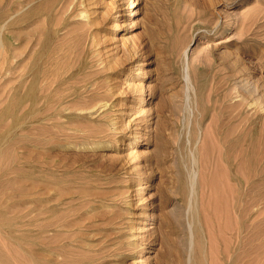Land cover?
<instances>
[{
	"label": "rangeland",
	"instance_id": "obj_1",
	"mask_svg": "<svg viewBox=\"0 0 264 264\" xmlns=\"http://www.w3.org/2000/svg\"><path fill=\"white\" fill-rule=\"evenodd\" d=\"M25 1L12 3L24 21L2 32L0 47V264H136L127 224L146 206L140 264H264V0H65V11L55 7L61 0ZM94 69L100 84L88 93L108 102L95 122L105 129L116 118L123 129L84 140L69 107L42 96L82 100ZM139 80L147 101L130 108ZM33 99L36 112L46 105L58 119L17 128ZM121 132L129 137L117 145ZM133 141L138 172L122 159ZM77 246L107 249L85 259Z\"/></svg>",
	"mask_w": 264,
	"mask_h": 264
},
{
	"label": "bare ground",
	"instance_id": "obj_2",
	"mask_svg": "<svg viewBox=\"0 0 264 264\" xmlns=\"http://www.w3.org/2000/svg\"><path fill=\"white\" fill-rule=\"evenodd\" d=\"M27 1V3H26V5H28V4H30V2L31 1H36V0H26ZM25 1V2H26ZM59 1V0H58ZM71 1V0H70ZM126 1V0H125ZM130 0H128V2H129ZM14 2V0H7V1H5V5L3 6H1V9H0V11H2V13H0V47L3 45V41H2V32H4L5 30L6 31H12L13 30V25H17V23L16 22H18L19 20H23L24 21V17H23V15L22 16H19V17H17V18H15L16 17V14L19 12V11H21V7H19V5L17 6L16 5V7H12V3ZM69 1H65V0H61V1H59L56 5H55V7H56V9L57 10H66V6L69 4L68 3ZM79 3H81L80 2V0L78 1ZM32 3V2H31ZM130 3V2H129ZM18 4H20V3H18ZM50 5H52V4H49L48 6H50ZM70 5V4H69ZM68 5V6H69ZM67 6V7H68ZM27 7V6H26ZM52 7V9H53V5L51 6ZM125 7L128 9V8H130L131 6L130 5H125ZM17 8V9H16ZM69 8V7H68ZM4 9V10H3ZM64 10V11H65ZM69 10V9H68ZM78 10V9H77ZM70 11H71V9H70ZM69 11V12H70ZM84 11V10H83ZM61 12V11H60ZM78 12H80V10L78 11ZM36 13V12H35ZM64 13H66V12H64ZM75 13V12H74ZM128 14H126V15H129L130 14V12L128 11L127 12ZM133 13H135V11L134 12H132V14ZM52 14V13H51ZM68 14V13H67ZM77 13H75V15H76ZM79 15V14H78ZM88 15V14H87ZM86 14H83V16H87ZM60 16V15H59ZM59 16H58V18H59ZM74 16V15H73ZM61 17V16H60ZM77 17H82V15L80 16H77ZM31 18H32V15H30L29 17H28V19L29 20H31ZM47 18H49V20L51 19L50 18V16H48ZM73 18V17H72ZM75 18H76V16H75ZM89 18V17H88ZM83 19V18H82ZM81 20V19H80ZM85 20V19H84ZM58 21V20H57ZM61 21V20H60ZM89 21H90V19H88L87 20V23L86 24H88V25H90V23H92L91 21H90V23H89ZM73 22H75V21H73ZM81 22V21H80ZM54 23V22H53ZM76 23V22H75ZM81 25H84L85 26V23L84 24H81ZM103 25V24H102ZM106 25V24H105ZM67 26V25H66ZM62 28H63V26L62 27H59L58 29H57V32L58 31H60V30H62ZM84 28V27H83ZM107 29V27H105L104 25L102 26V27H100V31H98V33H97V35L99 34H102L101 36H103V35H105V30ZM63 31V30H62ZM70 32V31H69ZM95 32V31H94ZM90 32H88V34H89ZM92 33V32H91ZM88 34H87V36H88ZM49 33L47 32V39H46V41L48 40L49 41ZM96 35V34H95ZM93 37V36H92ZM104 37V36H103ZM107 36H105L104 37V40L103 41H105ZM109 37V36H108ZM101 38V37H100ZM98 39H99V37H98ZM97 38H96V41L98 40ZM103 39V38H102ZM111 39H112V37H111ZM96 41H95V43H96ZM100 41H101V39H100ZM35 42V41H34ZM90 42H91V40H90ZM98 43V42H97ZM96 43V44H97ZM47 45V44H46ZM46 45H42L43 47L44 46H46ZM91 45V44H90ZM92 46V45H91ZM92 47H94V46H92ZM95 48V47H94ZM50 49V48H49ZM146 51V50H145ZM19 52V51H18ZM17 52V53H18ZM144 52V51H143ZM147 52V51H146ZM16 53V54H17ZM18 55V57H19V55L20 54H17ZM22 55V54H21ZM100 55V54H99ZM146 55V54H145ZM28 57V56H27ZM93 57H95V56H93ZM96 57H97V54H96ZM127 57H129V56H127ZM131 57V56H130ZM20 58H22V59H26V56H22V57H20ZM90 58V57H89ZM101 58V57H100ZM41 59H43V54H42V52L40 53H38V54H36V56H35V58H34V60H37V61H40ZM92 59V58H91ZM98 59V58H97ZM129 59V58H128ZM131 59H132V57H131ZM135 59V58H134ZM78 60V59H77ZM103 60V59H102ZM104 61V60H103ZM132 61V60H131ZM148 61V60H147ZM107 62V61H106ZM96 63H99V62H96ZM111 63V62H110ZM147 63H149V62H147ZM105 64V63H104ZM107 64V63H106ZM146 64V63H145ZM101 66H102V64H100ZM99 65V66H100ZM108 65H109V62H108ZM141 65V66H140ZM98 66V67H99ZM111 66V65H110ZM138 66H140L139 68H137L136 70H134V72H133V78H138V77H140L139 75H142V73H143V69H144V63H141V64H139ZM84 67H87V66H84ZM104 67V66H103ZM95 68V67H94ZM108 68V67H107ZM116 68V67H115ZM10 69L11 68H6V71H10ZM91 69V68H90ZM99 69V68H98ZM93 70V71H89V72H86V74H85V76L84 77H86V80L84 81V83H82V87H83V99L82 100H80V101H78L77 99L76 100H73L71 103H69V106H63L62 104H63V101H60V100H57L56 101V99L54 100V99H52L51 100V97H49V98H46V97H44V95L42 96V98H44V100L45 99H47V100H49L50 102L49 103H46V105H48V104H51L52 106H53V108L54 107H58V108H63L64 107V109L65 108H67V107H69V114H70V116L71 117H73V118H76L77 117V119L78 120H76V121H73V123L72 122H70V124H73L74 125V127L72 128V130L75 132V133H77V134H81L82 135V137H84V140L86 139L85 137H87V138H89V136H97V134L98 133H104V132H106V130H107V128H109L110 130L111 129H114V130H121V129H123V126H120L121 125V122H117V120H116V118H113V119H111V117H110V120H109V124H107L108 125V127H106L105 129H100V128H98V123L97 122H95V120H96V118H103V117H105V114L106 113H108L107 112V103L105 102V101H103L101 98H99L98 97V95L99 94H96V95H90V93H88V92H90V89L92 88V87H98L99 86V80H98V74H99V70L101 69H99V70ZM104 69V68H103ZM112 69V68H111ZM79 70H81V69H79ZM132 70V69H131ZM145 71V70H144ZM64 72V71H63ZM68 72V71H67ZM67 72L65 73V74H67ZM4 73V72H3ZM10 74V73H9ZM35 76L36 77H38V74H40L39 73V70H37L35 73ZM75 74V73H74ZM79 75V74H78ZM87 75V76H86ZM5 76V75H4ZM72 76H74V75H72ZM89 76L90 77H92L91 79H89ZM54 77V76H53ZM103 77V76H102ZM131 78H132V76H131ZM132 78V79H133ZM101 79V78H100ZM103 80V79H102ZM143 80V79H142ZM6 81H9V79L7 80L6 79ZM79 81V80H78ZM109 82V81H108ZM69 83V82H68ZM105 83V82H104ZM132 83H134V82H132ZM53 84V83H52ZM101 84L103 85V83L101 82ZM138 84V87L139 88H137V85ZM36 83L34 82V85H30L29 86V97L27 98V99H30V94L32 93V92H34V90H35V87H36ZM45 85V84H44ZM74 85V84H73ZM76 85V84H75ZM85 85V86H84ZM101 85V86H102ZM134 85V86H133ZM133 85H131L130 84V86H132L131 88H134V89H136L137 91H138V93H137V95H136V93L134 94V95H136L135 97H136V101H134L133 103H134V105H131V106H129L130 108H134V107H138L139 105H141L142 103H145L147 100L145 99V97H144V91H143V89H144V83H142L140 80L136 83V85L135 84H133ZM43 86V85H42ZM58 86V85H57ZM56 86V87H57ZM127 86H128V84H127ZM146 86H149V84H147L146 83ZM41 87V86H40ZM75 87V86H74ZM73 87V88H74ZM103 87V86H102ZM105 87V86H104ZM129 87V86H128ZM43 88V87H42ZM47 88V87H46ZM71 88V87H70ZM147 88H149V87H147ZM61 89V88H60ZM95 89V88H94ZM97 89V88H96ZM95 89V90H96ZM130 89V88H129ZM133 89V90H134ZM8 90H9V88H8ZM11 90V89H10ZM9 90V91H10ZM41 90V89H40ZM47 90V89H46ZM66 90V89H65ZM92 90V89H91ZM94 90V91H95ZM100 90V89H99ZM99 90H97V91H99ZM8 91V92H9ZM52 91V90H51ZM50 91V92H51ZM7 92V93H8ZM151 92V91H150ZM152 93V92H151ZM9 94V93H8ZM100 94H102V93H100ZM63 96V95H62ZM53 97V96H52ZM7 98H9V97H7ZM32 98V97H31ZM37 98H39V97H37ZM75 99V98H74ZM14 100V99H13ZM35 100H37V99H33V100H30L31 101V103H30V107H28V109H27V116H26V118H24L23 120H22V122L20 123V124H18V125H16V127L17 128H20L21 126H24V125H28V126H32V125H34L35 123H39V122H41V121H45V120H57L58 118V114L56 113V112H54V111H52V112H50V113H48L47 111L50 109L48 106H46V105H42L41 106V108H44L43 109V111L42 112H39V109L41 110V108H38L37 109V112H36V108L34 107L35 106ZM66 100V99H65ZM34 103V104H33ZM66 103V102H65ZM67 103V104H68ZM12 102H8V103H6L5 104V111H7V112H11L12 111ZM25 105V104H24ZM23 105V106H24ZM39 105V104H38ZM65 105V104H64ZM25 107V106H24ZM46 107H48V108H46ZM52 108V107H51ZM23 109V108H22ZM21 110V109H20ZM130 110V109H129ZM50 111V110H49ZM109 111V110H108ZM65 112V111H64ZM38 113V114H37ZM123 115H129V112H127V110H124L123 112ZM108 115V114H107ZM139 115V114H138ZM109 116V115H108ZM108 116H106V118L108 117ZM137 116V115H136ZM140 116V115H139ZM136 118V117H135ZM17 119H19V118H17ZM59 119H60V117H59ZM62 119H63V117H62ZM108 119V118H107ZM106 119V120H107ZM122 119V118H121ZM140 119V118H139ZM138 119V120H139ZM144 120H145V118H144ZM143 120V121H144ZM147 120H148V118H147ZM47 121V122H48ZM125 121V120H124ZM127 121H128V119L125 121V123H127ZM68 122V121H67ZM74 122L76 123V124H74ZM100 122V121H99ZM136 122V119H135V121H133V123H135ZM139 122V121H138ZM124 123V124H125ZM131 123H132V121H131ZM144 123V122H143ZM146 123H148V122H146ZM65 124V123H64ZM68 124V123H67ZM67 124H65V125H67ZM57 125V124H56ZM60 125V124H59ZM69 125V124H68ZM73 125H70V126H73ZM100 125H104L103 123H101ZM123 125V124H122ZM64 126V125H63ZM127 126V125H126ZM136 126H138V125H136ZM16 128V129H17ZM70 128V127H69ZM138 128V127H137ZM130 129V128H129ZM134 129V128H133ZM71 130V129H70ZM21 131V130H20ZM19 131V132H20ZM18 132V131H17ZM22 132V131H21ZM129 132V131H128ZM24 133V132H23ZM73 133V132H72ZM74 133V134H75ZM119 133V132H118ZM122 133V132H121ZM70 134V133H69ZM123 134V133H122ZM128 134V133H127ZM127 134H123L122 135V137L116 142L117 143V145H119V144H122V143H125V139L127 138V137H129V134H128V136H127ZM19 135V134H18ZM76 135V134H75ZM75 135L73 136V139H74V137H75ZM99 135V134H98ZM72 136V135H71ZM100 136H102V135H100ZM76 138V137H75ZM10 139H13V137H11L10 136ZM72 139V140H73ZM77 139V138H76ZM70 140V139H69ZM72 140H70L71 142H72ZM80 140V139H79ZM88 140V139H87ZM73 142H75V140L73 141ZM76 142L77 143H79L77 140H76ZM81 142V141H80ZM87 143V141H84V143ZM98 142H100V140L98 139ZM98 142H95V145L96 144H98ZM102 142V141H101ZM77 143H74V144H76V145H78ZM115 143V144H116ZM127 143V142H126ZM92 144V143H91ZM83 145V144H82ZM99 145V144H98ZM128 146H127V148L126 149H124V151H123V153H122V159L123 160H125L126 162H127V164L129 163L130 165H132L133 167H131V168H133V170H135V172L138 170L139 171V169L140 170H142V161L141 160H137L136 159V145H137V143H136V141H133V142H131L130 144L128 143L127 144ZM79 146H81L80 144H79ZM90 146V145H89ZM92 147H93V145H91ZM97 146V145H96ZM82 147V146H81ZM83 148V147H82ZM95 148V147H94ZM8 150V149H7ZM30 154V153H29ZM14 157V156H13ZM77 158V157H76ZM78 159V158H77ZM76 159V160H77ZM80 161V160H79ZM74 162V161H73ZM125 162V163H126ZM126 165V164H125ZM74 166V165H73ZM144 166V165H143ZM19 168H21V167H19ZM18 168V170H21V169H19ZM74 168V167H73ZM129 168V167H128ZM144 168V167H143ZM79 169H81V168H79ZM73 170V169H72ZM80 171V170H79ZM137 171V172H138ZM72 172V171H71ZM83 173V172H82ZM74 174V173H73ZM133 174V173H132ZM81 175V174H80ZM130 175H131V173H130ZM139 175V174H138ZM78 178V177H77ZM81 178V177H80ZM84 180H82V182H83ZM138 181V180H137ZM78 182V181H77ZM77 184V183H76ZM80 184V183H79ZM137 184V183H136ZM82 186V185H81ZM149 185H148V182L147 181H145L141 186H140V188H139V191H138V193H140V194H143V193H145V190L147 189V187H148ZM71 187V186H70ZM69 187V188H70ZM78 187V186H77ZM77 187H76V189H75V191L77 190ZM73 188V187H72ZM92 188V187H91ZM71 190H73V189H71ZM79 190V189H78ZM82 190V189H81ZM85 190V189H84ZM89 190V189H88ZM91 190V189H90ZM74 191V190H73ZM92 192L94 191V189L93 190H91ZM95 191H96V189H95ZM81 192V191H80ZM94 193V192H93ZM72 195V192L71 193H69V195ZM70 195V196H71ZM76 195V194H75ZM96 195V194H95ZM76 196H78V194L76 195ZM81 196H82V194H81ZM97 196H98V192H97ZM96 196V197H97ZM141 196V195H140ZM80 197V196H79ZM83 197H85V196H83ZM89 197V196H88ZM91 197V196H90ZM71 198V197H70ZM70 198H69V201H70ZM76 198V200H79L80 198H78L77 199V197H75ZM75 198H74V200H75ZM144 198H146V197H144L143 196V199ZM142 199V198H141ZM73 200V198H71V201ZM73 200V201H74ZM84 200V199H83ZM82 202V201H81ZM84 202V201H83ZM82 202V203H83ZM90 202V201H89ZM92 202V201H91ZM90 202V203H91ZM140 202V201H139ZM142 202H144L143 200L140 202V203H142ZM70 203V202H69ZM139 203V204H140ZM81 205H84V204H81ZM80 205V206H81ZM88 205V204H87ZM78 206V205H77ZM85 206V205H84ZM139 206V205H138ZM74 207H76V206H74ZM86 207V206H85ZM81 208H83V206L81 207ZM138 208V207H137ZM149 209V207L148 206H146L143 210L144 211H142V213H136V212H133L132 211V213L131 214H129L130 216H136V217H134V219L133 220H131L132 222L130 223L129 222V220H128V224H127V230H128V232H127V236H126V243L131 247L130 248V252L128 253V256H129V258L132 260V263H136V264H140V263H142V261H143V257H144V255H145V253H146V248H145V245H144V241H143V239L145 238V236H146V234H145V228H144V226L142 225V224H145V219L147 218V210ZM84 210V209H83ZM89 210H91L90 208H89ZM71 211V210H70ZM74 211V210H73ZM84 212H86V211H84ZM84 212H82V213H84ZM88 212V211H87ZM86 212V213H87ZM70 213V212H69ZM74 213H75V211H74ZM81 214V213H80ZM79 214V215H80ZM88 214V213H87ZM86 214V215H87ZM82 215V214H81ZM85 215V216H86ZM73 216V215H72ZM83 216V215H82ZM88 216V215H87ZM93 216H94V214H93ZM113 216V215H112ZM138 216V217H137ZM70 217V216H69ZM101 217V216H100ZM119 217V216H118ZM79 218H81V217H79ZM95 218V217H94ZM94 218H91V219H94ZM97 218V217H96ZM99 218V217H98ZM108 218V217H107ZM82 219V218H81ZM80 219V220H81ZM84 219V218H83ZM86 219V218H85ZM110 219V216H109V218L108 219H105L104 218V220H109ZM74 221H75V219H73ZM77 220V219H76ZM79 220V219H78ZM77 220V224H80V223H83V222H80V223H78L79 221ZM89 221L91 222V220L89 219ZM106 221H105V224L107 225V223H106ZM72 223H75V222H73V221H71ZM84 222H85V220H84ZM88 222V221H87ZM104 222V221H103ZM75 223V224H76ZM100 223H101V221H100ZM99 223V224H100ZM127 223V222H126ZM69 224H70V222H69ZM75 224H73V225H75ZM76 224V225H77ZM95 225H98L97 223H94ZM93 224V225H94ZM75 225V226H76ZM81 225V224H80ZM83 226H84V223L82 224ZM82 225L80 226L82 229H84L83 227H82ZM87 225H89V223H87ZM91 225V224H90ZM102 225H104V224H102ZM112 225V224H111ZM110 225V226H111ZM114 225V224H113ZM249 225V224H248ZM251 225V224H250ZM74 226V227H75ZM105 226V225H104ZM70 227V226H69ZM74 227H72V228H74ZM78 227V226H77ZM79 227V228H80ZM95 227V226H94ZM26 228V227H25ZM85 228H87V227H85ZM78 230H81V229H78ZM87 230V229H86ZM122 230L124 231L125 229H123L122 228ZM126 230V231H127ZM83 230H81V232H82ZM93 231V230H92ZM20 232L21 231H19L18 232V234H16L17 236H20ZM71 232V231H70ZM84 232V231H83ZM82 232V233H83ZM72 233V232H71ZM73 233H74V231H73ZM77 233H78V231H77ZM84 233H86V232H84ZM54 234H55V232H54ZM74 234H76V233H74ZM74 234L72 235V236H74ZM79 234V233H78ZM51 235V234H50ZM80 235H81V233H80ZM126 235V234H125ZM27 236V235H26ZM79 236V235H78ZM82 236H83V234H82ZM69 237H71V235H69ZM123 237V236H122ZM73 238V237H72ZM79 238V237H78ZM104 238H106L105 236H104ZM45 239H46V237H45ZM80 239V238H79ZM78 239V240H79ZM100 239V238H99ZM119 239H121V238H119ZM74 240V239H73ZM77 240V241H78ZM82 240V239H81ZM98 240V239H97ZM87 241V240H86ZM94 241H96V240H94ZM100 241V240H99ZM102 241V240H101ZM112 241V240H111ZM118 241V240H117ZM119 241H123V240H119ZM75 241H73V243H74ZM91 242V241H90ZM103 242V241H102ZM102 242L100 243V244H102ZM107 242H108V240H107ZM116 242V241H115ZM82 243V242H81ZM86 243V242H85ZM84 243V244H85ZM89 243V242H88ZM105 243V241L103 242V244ZM109 243H110V241H109ZM111 243H113V242H111ZM117 243H119V242H117ZM94 243H90V246L92 245V246H94L95 247V244L93 245ZM98 244H99V242H98ZM99 244V245H100ZM116 244V243H115ZM114 244V245H115ZM107 245V244H106ZM81 246H82V244H81ZM85 246H87V244H85ZM89 246V245H88ZM96 246H97V244H96ZM126 246V245H125ZM133 246H134V248H133ZM108 247V246H107ZM112 248L114 247L113 245L111 246ZM110 247V248H111ZM121 247V246H120ZM127 247V246H126ZM69 248H70V244H69ZM72 248V247H71ZM75 248H78V246L77 247H75ZM75 248L73 249V250H75ZM88 248V247H87ZM92 248V247H91ZM96 248V247H95ZM95 248L92 250V251H83L81 248H78V249H81L82 251H83V253H81V254H83V256H85V259H92V258H94V256H96V254L98 253V252H103V250H104V248H100L99 250H95ZM110 248H108V250L110 249ZM96 249H98V247L96 248ZM105 249H107V248H105ZM119 249V248H118ZM117 249V250H118ZM77 250V249H76ZM112 250H114V249H112ZM70 251V250H69ZM82 251H79V253L80 252H82ZM97 251V252H96ZM116 251V250H115ZM71 253H72V251H70ZM74 252V251H73ZM118 252H120V251H118ZM75 253V252H74ZM77 253V252H76ZM126 253V252H125ZM73 254V253H72ZM110 254V253H109ZM108 254V255H109ZM113 255V254H112ZM124 255V254H123ZM70 256V255H69ZM72 256V255H71ZM73 256H75V255H73ZM98 256V255H97ZM115 256H117V257H119L118 255H115ZM77 257V256H76ZM105 257V256H104ZM112 257V256H111ZM114 257V256H113ZM122 257V256H121ZM103 258V257H102ZM73 259V258H72ZM75 259V258H74ZM103 259H105V258H103ZM121 259V258H120ZM124 259V258H123ZM129 259V260H130ZM84 260V259H83ZM82 260V261H83ZM109 260V259H108ZM95 261H97V260H95ZM70 262H74V261H72V260H70ZM79 262H80V260H79ZM131 262V261H130ZM129 263V262H128ZM89 264V263H88ZM131 264V263H130Z\"/></svg>",
	"mask_w": 264,
	"mask_h": 264
}]
</instances>
